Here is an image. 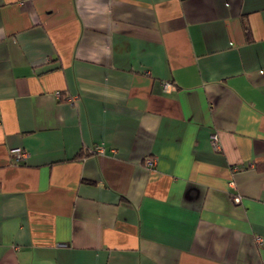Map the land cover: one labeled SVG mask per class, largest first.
I'll return each instance as SVG.
<instances>
[{"label": "crops", "instance_id": "1", "mask_svg": "<svg viewBox=\"0 0 264 264\" xmlns=\"http://www.w3.org/2000/svg\"><path fill=\"white\" fill-rule=\"evenodd\" d=\"M0 264H264V0H0Z\"/></svg>", "mask_w": 264, "mask_h": 264}, {"label": "built area", "instance_id": "2", "mask_svg": "<svg viewBox=\"0 0 264 264\" xmlns=\"http://www.w3.org/2000/svg\"><path fill=\"white\" fill-rule=\"evenodd\" d=\"M211 144L214 146V147H217L218 146V139H217V136L216 134H213L212 137H211ZM11 152L17 154L19 157H23L25 158L27 156L26 152L24 150H22L21 148L19 147H16V148H12L10 150ZM92 151L95 152V153H104V147L102 145H95L93 148H92ZM155 162H156V158L154 156H147L145 159H144V164L147 166V167H153L155 165ZM232 199L234 200V202H240V196L235 194Z\"/></svg>", "mask_w": 264, "mask_h": 264}]
</instances>
